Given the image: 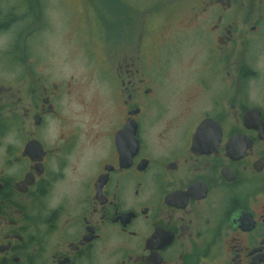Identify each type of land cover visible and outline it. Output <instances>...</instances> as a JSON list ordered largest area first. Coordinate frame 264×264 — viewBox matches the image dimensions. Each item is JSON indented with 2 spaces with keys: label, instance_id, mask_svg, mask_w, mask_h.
<instances>
[{
  "label": "flooded vegetation",
  "instance_id": "af4514ba",
  "mask_svg": "<svg viewBox=\"0 0 264 264\" xmlns=\"http://www.w3.org/2000/svg\"><path fill=\"white\" fill-rule=\"evenodd\" d=\"M168 2L101 41L99 107L52 72L51 0H0V264H264V0Z\"/></svg>",
  "mask_w": 264,
  "mask_h": 264
},
{
  "label": "rangeland",
  "instance_id": "374dc122",
  "mask_svg": "<svg viewBox=\"0 0 264 264\" xmlns=\"http://www.w3.org/2000/svg\"><path fill=\"white\" fill-rule=\"evenodd\" d=\"M109 1L111 0H51V8L48 11L50 13L51 26L54 30L51 33L50 57L52 63L59 65L57 67L58 70L52 68V72L56 71L64 74L63 76L66 78H70L73 75L81 78L80 81L84 91L87 89V93L90 96L99 95V107L108 104L107 94L111 88L107 81L102 82L101 80L104 76L102 59L108 57V49L101 46V41L111 40V33L117 34L124 30L127 27L126 25H130L132 30L145 27L148 36L147 42H150L153 25L157 29L162 23L167 26V30H175L177 26L182 25L184 19L179 13L176 17L169 16L175 12L176 6H174V3L170 4L168 0H145L144 2L148 9L145 11L147 16L139 10L140 0H125L132 7L125 12L126 8L120 5L121 13L115 12L116 3H110ZM118 2L126 6L123 0ZM128 13L130 15H127ZM126 18H128V21ZM69 32H74L79 36V42L82 47L78 43H74L72 39H69ZM172 43L174 42H170L168 45L172 46ZM158 45L163 47V44ZM180 50L179 48V56H176V51L171 48H163L160 53L156 54L155 48L148 47L147 53L150 56V61L147 62L146 72H168L169 74L174 72L177 58L180 57V60L185 61L188 56L184 55V52L180 56ZM183 61L179 62L180 66L184 63ZM166 62V69H163L161 65L163 64L164 66ZM2 63L9 67L8 64L10 62L8 60L3 59ZM99 63L102 70L98 66ZM159 63L161 65H157ZM79 120L86 121L89 119L82 117Z\"/></svg>",
  "mask_w": 264,
  "mask_h": 264
}]
</instances>
